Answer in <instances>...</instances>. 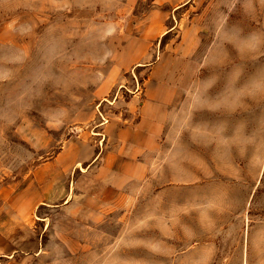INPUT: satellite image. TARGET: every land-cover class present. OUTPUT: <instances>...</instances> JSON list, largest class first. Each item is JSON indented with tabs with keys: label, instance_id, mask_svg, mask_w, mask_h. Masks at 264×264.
I'll list each match as a JSON object with an SVG mask.
<instances>
[{
	"label": "rangeland",
	"instance_id": "rangeland-1",
	"mask_svg": "<svg viewBox=\"0 0 264 264\" xmlns=\"http://www.w3.org/2000/svg\"><path fill=\"white\" fill-rule=\"evenodd\" d=\"M0 264H264V0H0Z\"/></svg>",
	"mask_w": 264,
	"mask_h": 264
},
{
	"label": "crops",
	"instance_id": "crops-1",
	"mask_svg": "<svg viewBox=\"0 0 264 264\" xmlns=\"http://www.w3.org/2000/svg\"><path fill=\"white\" fill-rule=\"evenodd\" d=\"M158 106H161V105L154 102L152 100V98L149 96L147 97V99H145L142 102V104L139 107V119H138L137 125L135 126V131H134L135 134H139V135L141 134V135L147 137L148 139H154V137H156V134L159 133L160 128L156 127V126L151 127V128H146L145 123L149 120L147 117L148 109L154 108V107L156 108ZM151 146H152L151 144H146V145H144V147L138 146L133 151L134 152H138V151L140 152V150H143V151L152 150ZM104 169L105 168L101 167L99 175H95L94 178L98 179L100 181L103 180L104 177L103 176L101 177L100 175L103 173ZM107 179H109V178H107ZM46 180H48V179H33V180H31V182L42 183V182H46ZM106 181L107 180H105V182ZM43 191H46V188Z\"/></svg>",
	"mask_w": 264,
	"mask_h": 264
}]
</instances>
